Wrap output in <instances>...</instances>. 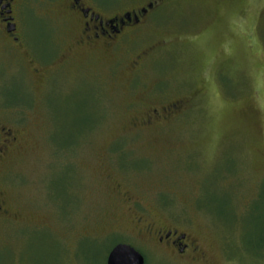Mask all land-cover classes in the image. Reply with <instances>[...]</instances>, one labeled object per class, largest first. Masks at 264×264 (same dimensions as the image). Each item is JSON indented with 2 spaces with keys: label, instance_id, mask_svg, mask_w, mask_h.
Masks as SVG:
<instances>
[{
  "label": "rangeland",
  "instance_id": "374dc122",
  "mask_svg": "<svg viewBox=\"0 0 264 264\" xmlns=\"http://www.w3.org/2000/svg\"><path fill=\"white\" fill-rule=\"evenodd\" d=\"M86 1L154 9L108 45L20 0V57L0 41V264H264V0Z\"/></svg>",
  "mask_w": 264,
  "mask_h": 264
},
{
  "label": "flooded vegetation",
  "instance_id": "af4514ba",
  "mask_svg": "<svg viewBox=\"0 0 264 264\" xmlns=\"http://www.w3.org/2000/svg\"><path fill=\"white\" fill-rule=\"evenodd\" d=\"M97 4L100 7L102 6L99 2ZM20 6V0H0V41H4L6 52L13 54L17 59L20 57V53H22L23 50V47H21L23 27L20 21ZM68 9L80 21L81 36L85 42L91 43L102 39L108 45H112L117 35L123 30L134 24L139 25L143 21V15L154 9V3L150 2L146 7H143L140 12H126L123 17L114 15L104 18L102 14L98 13L95 7L90 5L86 0H70ZM33 60L35 62V58ZM33 68L34 71L37 70V67L34 66ZM11 140L10 132H4L3 139L0 141V160L12 144ZM4 213L5 209L0 200V219L5 218V215L3 216ZM157 235L158 243H170V245L177 248L180 253H183L188 246L186 243V235L178 233L177 230L159 228L157 230Z\"/></svg>",
  "mask_w": 264,
  "mask_h": 264
},
{
  "label": "water",
  "instance_id": "95a60500",
  "mask_svg": "<svg viewBox=\"0 0 264 264\" xmlns=\"http://www.w3.org/2000/svg\"><path fill=\"white\" fill-rule=\"evenodd\" d=\"M107 264H145V258L133 246L119 243L110 250Z\"/></svg>",
  "mask_w": 264,
  "mask_h": 264
}]
</instances>
